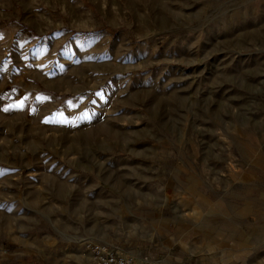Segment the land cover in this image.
<instances>
[{
	"label": "rangeland",
	"instance_id": "374dc122",
	"mask_svg": "<svg viewBox=\"0 0 264 264\" xmlns=\"http://www.w3.org/2000/svg\"><path fill=\"white\" fill-rule=\"evenodd\" d=\"M263 151L264 0H0V264L264 226Z\"/></svg>",
	"mask_w": 264,
	"mask_h": 264
},
{
	"label": "crops",
	"instance_id": "0c3cea01",
	"mask_svg": "<svg viewBox=\"0 0 264 264\" xmlns=\"http://www.w3.org/2000/svg\"><path fill=\"white\" fill-rule=\"evenodd\" d=\"M235 206L233 201L230 202L224 197L218 200V209L214 216L220 224L215 226L210 225L211 222L201 226L195 223L198 216H190L188 235L192 238L188 241L185 239L178 241L182 248L180 251H171L172 246L175 249L174 245L177 243L173 242V245L167 246L171 252L162 262L164 264H264V235L261 233L264 232V226L255 225V203L245 198L243 205L245 215L253 221L246 226L235 221ZM185 223L186 220L183 218L182 225L177 224L180 227L185 226ZM194 224L197 229H193ZM169 242L168 240L167 243Z\"/></svg>",
	"mask_w": 264,
	"mask_h": 264
},
{
	"label": "built area",
	"instance_id": "2783aa9c",
	"mask_svg": "<svg viewBox=\"0 0 264 264\" xmlns=\"http://www.w3.org/2000/svg\"><path fill=\"white\" fill-rule=\"evenodd\" d=\"M88 250L93 264H152L148 260L123 255L106 243H89Z\"/></svg>",
	"mask_w": 264,
	"mask_h": 264
},
{
	"label": "bare ground",
	"instance_id": "6f19581e",
	"mask_svg": "<svg viewBox=\"0 0 264 264\" xmlns=\"http://www.w3.org/2000/svg\"><path fill=\"white\" fill-rule=\"evenodd\" d=\"M257 89H258V87H257ZM225 112V111H224ZM256 122V121H255ZM164 125V124H163ZM256 125V124H255ZM254 126V125H253ZM238 134V133H237ZM108 136H110V135H108ZM112 136V135H111ZM239 137V136H238ZM116 139V138H115ZM239 139H240V137H239ZM80 142V141H79ZM242 142V141H241ZM191 150V149H190ZM250 155V154H249ZM260 160H258L257 161V163H259V164H264V151L263 152H260ZM261 162V163H260ZM234 168V167H233ZM241 169V168H240ZM238 170V169H237ZM244 170V169H243ZM240 172V171H239ZM242 172V171H241ZM237 175V174H236ZM238 176V175H237ZM187 177V176H186ZM188 178V177H187ZM219 178V177H218ZM245 178H246V176H245ZM118 183V182H117ZM242 186V185H241ZM126 187V186H125ZM124 187V188H125ZM119 188V187H118ZM123 188V189H124ZM243 189V188H242ZM190 192V191H189ZM142 195V194H141ZM185 195V194H184ZM129 207V206H128ZM251 207V206H250ZM249 207V208H250ZM253 208V207H252ZM113 209V208H112ZM117 211V210H116ZM238 212V211H237ZM119 213V212H118ZM241 213V212H240ZM123 216V215H122ZM249 216V215H248ZM114 218V217H113ZM116 219V218H115ZM123 219H124V217H123ZM115 221V220H114ZM126 221V220H125ZM128 222V221H127ZM125 223V222H124ZM254 230V229H253ZM245 237V236H244Z\"/></svg>",
	"mask_w": 264,
	"mask_h": 264
}]
</instances>
